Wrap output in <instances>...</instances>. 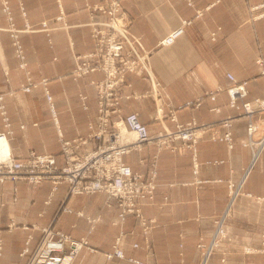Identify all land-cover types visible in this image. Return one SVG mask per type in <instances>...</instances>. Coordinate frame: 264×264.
<instances>
[{
	"label": "crops",
	"instance_id": "0c3cea01",
	"mask_svg": "<svg viewBox=\"0 0 264 264\" xmlns=\"http://www.w3.org/2000/svg\"><path fill=\"white\" fill-rule=\"evenodd\" d=\"M7 1L12 21L20 30L18 39L30 77L33 81L48 79L46 86L52 96L56 121L41 86L29 92L20 89L26 82V74L18 66L6 30L8 20L0 7V104L9 123L8 127L4 125L0 113V131L5 133L6 142L4 151L16 159L30 152L52 153L61 165L57 126L63 139H74L88 133L89 123L96 125L97 122L96 91L90 81L99 80L102 73L95 71L74 79L71 71L74 55L93 47L86 4L101 0ZM260 1L263 0H120L131 18V32L140 38L141 49L151 50L150 67L159 84L160 98L165 111L171 109L177 122L191 119L212 122L231 115L234 109L227 106L225 91L216 92L228 83L227 72L246 81L247 99L264 96V73H261L264 18L251 20L248 12L249 5ZM60 6L67 28L49 21L50 42L38 28L25 31V20L38 27L43 19L57 15ZM197 9H203L200 16H196ZM182 20L189 21L182 35L170 45L157 46ZM258 58L263 66L256 63ZM125 78L139 93L150 89V82L145 78L132 73H127ZM119 90L129 92L127 87ZM211 93L215 94L214 99L209 98ZM196 98L202 100L197 107L185 105ZM212 107H218L219 111ZM130 111L138 113L151 133L162 129V123L153 118L155 101L150 95L121 99L122 114ZM258 121L256 137L259 138L264 134V112ZM163 122L169 129L175 126L168 118ZM245 127L246 120L242 118L232 122L231 147L224 141L210 139L208 130L193 149L158 150L154 144H145L139 153L124 156L133 171L145 176L147 162L156 155L154 197L142 206L143 214L156 220L150 231L153 256L149 264H179V233L185 234L182 241L185 262L198 264L195 248L198 234L209 238L213 220L223 213L228 202L227 182L237 185L250 164L253 150L242 145L247 138ZM215 160L222 162L213 163ZM241 191L262 199L237 196L225 224L226 237L207 264H264V150L257 155ZM62 204L69 211L61 210ZM118 211L116 199L107 198L105 193L69 195L66 183L55 187L49 180L39 184L24 180L0 183V264L25 263L41 237L39 228L47 225L74 239L86 238L89 246L97 249L92 252L82 248L72 264H133L124 259L107 260L103 255V251L111 248L120 229L124 231L120 246L125 255L145 259L143 249L132 247L134 242L144 243L136 217L127 215L122 224L114 223ZM10 222L14 223L13 227H8ZM129 229H134L136 234L127 233ZM28 237L30 252L21 255ZM244 247L251 250L245 252Z\"/></svg>",
	"mask_w": 264,
	"mask_h": 264
},
{
	"label": "built area",
	"instance_id": "2783aa9c",
	"mask_svg": "<svg viewBox=\"0 0 264 264\" xmlns=\"http://www.w3.org/2000/svg\"><path fill=\"white\" fill-rule=\"evenodd\" d=\"M1 10L5 13L8 25L7 31L14 47L15 57L18 66L25 71L26 82L20 85L23 92H29L32 88L41 86L48 103L51 115L56 121L52 96L46 86L47 78L33 81L26 69V61L22 46L18 39L19 29L12 21V15L7 0H0ZM209 7L206 6L205 9ZM89 12V26L93 47L90 51L80 55H74V66L71 74L74 79H78L91 72H101L102 78L91 80L97 97V122L96 125L88 124V133L74 139H63L57 126L60 136L59 153L63 163L59 165L56 155L52 153L30 152L23 158H14L8 151L0 154V183L5 181L24 180L32 184H39L44 180H49L53 187L59 183L67 184V194L82 193H105L107 198H114L119 206L114 223L122 224L127 215H133L137 219L138 233L143 237L144 243L139 245L132 243L133 248L143 249L146 258L139 259L126 256L120 246L121 237L124 231L120 229L114 243L109 250L103 251L107 260L113 258L124 259L133 264H149V258L153 256L151 246L150 231L155 226L154 218L146 217L142 212V206L149 204L156 189L155 178L157 175L154 155L147 162L148 170L145 176L133 171L131 165L124 160V156L129 153H139L145 144H154L157 149H169L170 151H180L183 147L194 148L195 144L203 138L204 133L210 131V139L220 140L232 146L233 138L231 125L235 120L242 118L246 120L247 138L242 142L243 146H249L253 150L252 158L241 181L234 185L227 182L228 202L223 213L213 220L214 228L206 239L203 233L198 234L195 248L198 253V264H207L220 242L226 237L225 224L230 214L231 206L238 195L254 198L260 201L261 197H255L249 192H242L241 185L254 164L257 155L264 150V134L256 137L259 130V117L264 112V96L247 99L246 81L238 80L232 73H226L228 80L225 88H218L216 92L224 90L228 100L227 106L234 109L231 115L221 117L212 122H197L194 119L185 123H179L171 111H165L164 103L159 95V84L154 78L150 67L151 50L141 49L140 38L130 30L131 18L123 10L120 0H101L99 3L86 4ZM203 9L195 11L196 16L202 14ZM21 12H25L21 7ZM251 20L264 18V0L248 6ZM101 16V19H98ZM49 21L60 23L62 28H67L65 13L60 6L59 13L50 20L40 23V30L44 31L50 42L51 27ZM188 20H182L180 25L171 29L157 46L172 44L184 31V25ZM25 31H33L32 25L25 20ZM256 63L263 66L260 58ZM263 69V68H262ZM127 73L140 76L150 82V89L144 93H139L132 89L125 76ZM264 73V70H261ZM121 87H127L129 92L120 93ZM150 95L155 101L154 119L162 123L160 131L151 133L145 123H143L136 111L126 114L121 112V99L139 98ZM210 99L215 98V94L209 95ZM1 100V95H0ZM200 98L187 101L185 105L197 107L201 103ZM165 105L170 106L168 103ZM219 111L218 107L211 108ZM2 121L6 127L9 123L5 110L0 104ZM255 116L257 117L255 119ZM168 118L175 122L173 129L164 125L163 119ZM57 124V123H56ZM216 124H218L216 126ZM217 127L223 128V131ZM6 132H10L7 129ZM5 138V133L0 131V140ZM180 141V144H176ZM139 162H143L138 157ZM220 163L221 160L212 161ZM197 163H194L196 168ZM164 199L167 197L164 196ZM61 210L69 211L62 204ZM14 223H8V227H13ZM41 237L34 249L30 252L26 240L25 247L21 255L30 252L29 258L22 264H72L78 252L87 247L90 251L97 249L90 247L86 238L74 239L69 234L60 230H55L51 225L39 228ZM127 233L136 234L134 229H129ZM185 234L179 233V264H187L183 258V238ZM245 252H249V247H244ZM224 261V257H221Z\"/></svg>",
	"mask_w": 264,
	"mask_h": 264
},
{
	"label": "bare ground",
	"instance_id": "6f19581e",
	"mask_svg": "<svg viewBox=\"0 0 264 264\" xmlns=\"http://www.w3.org/2000/svg\"><path fill=\"white\" fill-rule=\"evenodd\" d=\"M2 142H3L4 144H3ZM5 143H6V142H4V139L0 140V152H1V154L5 152V151H4V150L6 149V145H5ZM7 146H8V145H7Z\"/></svg>",
	"mask_w": 264,
	"mask_h": 264
},
{
	"label": "rangeland",
	"instance_id": "374dc122",
	"mask_svg": "<svg viewBox=\"0 0 264 264\" xmlns=\"http://www.w3.org/2000/svg\"><path fill=\"white\" fill-rule=\"evenodd\" d=\"M56 16V15H55ZM53 17H51V18H46V19H43L42 21H44V20H50V19H52ZM42 21H40V23L42 22ZM31 24V23H30ZM32 25V27H33V29H39L41 26H40V24L38 25V27H36V26H34L33 24H31ZM6 30H7V27H6Z\"/></svg>",
	"mask_w": 264,
	"mask_h": 264
}]
</instances>
